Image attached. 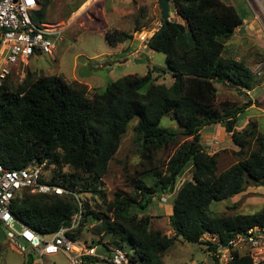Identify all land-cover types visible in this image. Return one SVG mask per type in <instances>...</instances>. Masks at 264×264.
<instances>
[{"label": "trees", "instance_id": "1", "mask_svg": "<svg viewBox=\"0 0 264 264\" xmlns=\"http://www.w3.org/2000/svg\"><path fill=\"white\" fill-rule=\"evenodd\" d=\"M54 0H39L32 12L36 22H46ZM81 0L70 10H78ZM181 21L153 35L147 47L166 57L167 68H149L146 74H128L111 80L104 90L89 96L88 86L63 76L42 75L30 84L14 86L12 79L0 88V164L7 168L25 167L36 158L46 161L52 182L72 191L80 180L101 181L121 141L134 125L137 152L143 159L141 175L152 173V185L139 179L131 194L117 191L108 203L97 233L111 237V244L125 249L132 264H166L164 255L177 240L217 245L204 241L215 234L222 243L234 233L254 225L264 226V206L254 214L216 215L213 202L224 201L244 192L248 186H264V131L256 123L236 130L239 117L252 103L243 106L216 103V82L252 88L250 70L241 62L224 58L225 44L244 23V18L223 0H174ZM133 37L119 29L108 30L107 43L116 46ZM157 73V75H155ZM172 77L170 85L157 83L159 77ZM172 116L179 129L161 126ZM220 123L239 147L238 161L217 173L218 153L204 150L201 130ZM174 150L166 172L155 160L163 150ZM191 163L192 176L177 191L170 215L174 234L151 229L158 213L150 210L159 190L173 192L177 177ZM151 173V174H150ZM173 177H175L173 182ZM96 191V190H94ZM142 199L146 201L142 203ZM79 210L74 195H49L25 191L13 201L12 211L23 223L41 234L68 225ZM85 210V209H84ZM142 210V211H141ZM86 204V215L96 214ZM83 213V218L86 215ZM112 215L109 217V215ZM99 217V216H98ZM83 221V220H82ZM83 230L68 232L78 239ZM215 264V258L213 256ZM33 257L25 264H33ZM83 264L108 263L87 255ZM111 264V263H109ZM231 264H252L248 256L237 255Z\"/></svg>", "mask_w": 264, "mask_h": 264}, {"label": "rangeland", "instance_id": "2", "mask_svg": "<svg viewBox=\"0 0 264 264\" xmlns=\"http://www.w3.org/2000/svg\"><path fill=\"white\" fill-rule=\"evenodd\" d=\"M80 1H53L48 8L46 22L51 25L53 30L60 32L56 35V39H59L57 51L53 56L47 54L32 56L24 73L22 74L20 71L19 74H14L11 81L14 86L30 84L42 75H60L68 82L77 78L82 82L87 80L94 83L95 87L91 86L92 89L90 85H87L89 96H92L95 92L104 90L111 80H118L128 74L142 76L149 68L153 67L167 68L165 55L149 49L141 39L146 34L154 32V29L162 24L159 0H95L92 6V18L88 15L76 22L73 19V13L70 14V10ZM223 1L233 5L244 18V23L237 27L234 35L226 41L224 58L241 62L250 70L252 88L248 89L228 82H216V103L218 107L222 108V104L239 107L251 102L252 105L249 106L245 114L246 116L249 114L247 125L256 123L259 129L264 131V0ZM170 3V20L182 22L177 14L174 0H170ZM105 28L110 31L124 30L133 35L131 39L123 42V51L111 58L117 59L112 62L117 63L115 66H110V58L105 56L111 50L105 36L100 34ZM141 52L146 56H142ZM101 65L105 68L101 69ZM259 67L262 70V75L256 76L254 71ZM170 82H173V79L169 76L159 77L157 81V83L167 85H170ZM244 122L245 120L241 116L237 126L241 127ZM136 123V119L130 122L128 131L123 137L118 151L110 160L108 173L103 179L99 182L80 180L75 187H72L83 201L85 209L83 213L86 212V204L89 205L90 210H93L92 212L96 213L88 215L85 213L86 219L83 218L82 221L83 230L79 233L78 238L81 243L88 246H97L96 251L100 254H108L104 244H111L112 241L107 234L97 233L96 228L102 222V217L107 211L108 203L113 200L114 193L120 191L131 194L139 179H144L148 185L155 182L153 173H150L149 177L147 174L141 175V164L144 161L137 152L138 146L134 132ZM161 126L179 129L178 122L171 115L162 119ZM201 136L204 150L210 154L218 153L219 155L217 173H221L238 161V154L232 149L235 143L230 141V135L223 124L216 123L203 127ZM236 148L239 150L237 145ZM173 152L174 150L171 149L163 150L156 157L155 163L160 165L163 172H166V163ZM53 168L52 166L51 178H53ZM191 176L192 168L189 163L182 175L177 177L174 191L172 193L166 191L167 193L164 194V190H159L152 197L149 209L154 213H164L165 205L173 203L177 191ZM258 187L261 188V191ZM141 201L144 204L146 200L142 199ZM263 206L264 186L251 185L237 197L213 202L212 210L216 215L231 216L254 214ZM111 216L110 214L109 217ZM160 222L163 224V221ZM157 223V218L153 217L151 229L155 230V227L161 226ZM165 230L163 231L165 232ZM125 249L128 251L130 247L125 245ZM28 253L29 251L26 255L21 254L10 246L5 231L0 230V264H25ZM167 253H170L169 257H166L169 264H173V259L176 258L182 259L184 262L193 258L195 261L212 264L213 254L209 252L208 244L176 243ZM43 260L44 264H70L68 258L61 253L45 256Z\"/></svg>", "mask_w": 264, "mask_h": 264}, {"label": "built area", "instance_id": "3", "mask_svg": "<svg viewBox=\"0 0 264 264\" xmlns=\"http://www.w3.org/2000/svg\"><path fill=\"white\" fill-rule=\"evenodd\" d=\"M37 9L39 0H0V88L15 73L21 71L23 74L32 56H53L57 51L59 39H56V35L60 32L53 30L48 22H36L32 12ZM157 29L159 27L141 38L146 47ZM254 74L262 75L260 67ZM49 172L46 161L39 162L36 158L22 168H7L0 164V230L5 231L10 246L24 255L29 251L28 258L33 257V264H44L45 256L60 253L68 258L70 264H83L87 255L111 264H132L125 249L113 246L106 248L107 255L100 254L96 251L97 246H88L68 235L69 231L80 226L84 204L75 191L52 182ZM25 191L49 195L72 194L79 210L72 216L70 223L58 231L38 233L12 211L13 201ZM203 237L204 241L217 245L213 255L215 264H231L237 255L248 256L252 264H264V226L254 225L246 231L236 232L225 243L215 234L206 233Z\"/></svg>", "mask_w": 264, "mask_h": 264}, {"label": "crops", "instance_id": "4", "mask_svg": "<svg viewBox=\"0 0 264 264\" xmlns=\"http://www.w3.org/2000/svg\"><path fill=\"white\" fill-rule=\"evenodd\" d=\"M89 2V3H88ZM94 3H95V0H91V1H89V0H87V1H85V3H83L82 5H81V7L77 10V11H75L74 13H73V19H75V21L76 22H78V21H80V20H82V18H86V16L88 17V15L91 17V14H92V6L94 5ZM92 18V17H91ZM90 19V18H89ZM85 24H86V21H85ZM108 31V28H105V29H103V32H101L100 34L102 35V36H105V33ZM123 43H119V46L118 45H116V46H111V45H109V47H110V53H108V54H105V56H107V57H109L110 58V66H112V65H116L117 63H112V62H115V61H117V59L116 60H113V59H111V58H113L115 55H118V54H120L121 53V51H123V49H124V47H123ZM142 53V52H141ZM142 56H146V54L145 53H142ZM101 69H103V68H105V67H103L102 65H101V67H100ZM74 80H77V78H75ZM77 81H79V82H82L81 80H77ZM113 81V80H112ZM82 83H84V84H86V85H90V88H91V86H92V88L93 87H95V84L94 83H92V82H89V81H87L86 80V82H82ZM91 88V89H92ZM249 109V107L247 108V110ZM247 110H246V112L245 113H243L241 116H243V118H244V120H245V122L243 123V125L241 126V127H239V126H237L236 125V130H238V131H240V130H242L244 127H246L247 126V123H248V120H247V118H248V116H249V114H247V116L245 115L246 113H247ZM245 115V116H244ZM240 116V117H241ZM240 117H239V119H240ZM238 119V120H239ZM212 125H214V124H212ZM229 134V133H228ZM230 136V141H232V139H231V134H229ZM232 149L234 150V151H237V148H236V145L234 144V146H232ZM258 189H259V191H261V188L260 187H258ZM239 195V194H238ZM234 197H237V195L236 196H234ZM234 197H232V198H234ZM161 206H163L162 204H161ZM173 213V204H169V205H165V211H164V213H159V214H156L157 215V222L161 225V226H157V227H155V229H160V230H165L166 228H168L167 230H165V232H167L168 233V235H173L174 234V232H173V230H172V228L170 227V215ZM160 221H163V224L160 222ZM157 223V224H158ZM177 243H181V244H183V242H182V240L180 239V240H177ZM185 243V242H184ZM170 254V253H169ZM169 254L168 253H165V255H164V261H165V263L166 264H169L167 261H166V257L168 258L169 257ZM174 263H176V264H206V263H204V262H199V261H195L193 258H191L190 259V261H186L185 260V262H184V260L182 261V259H179V258H176V259H173V264ZM212 264H214V262H213V259H212Z\"/></svg>", "mask_w": 264, "mask_h": 264}, {"label": "water", "instance_id": "5", "mask_svg": "<svg viewBox=\"0 0 264 264\" xmlns=\"http://www.w3.org/2000/svg\"><path fill=\"white\" fill-rule=\"evenodd\" d=\"M159 6L162 10V24L159 29L156 31L155 35H158L164 31L170 23V12H171V3L170 0H159ZM175 177H173L174 182Z\"/></svg>", "mask_w": 264, "mask_h": 264}, {"label": "bare ground", "instance_id": "6", "mask_svg": "<svg viewBox=\"0 0 264 264\" xmlns=\"http://www.w3.org/2000/svg\"><path fill=\"white\" fill-rule=\"evenodd\" d=\"M89 3V2H88Z\"/></svg>", "mask_w": 264, "mask_h": 264}, {"label": "clouds", "instance_id": "7", "mask_svg": "<svg viewBox=\"0 0 264 264\" xmlns=\"http://www.w3.org/2000/svg\"><path fill=\"white\" fill-rule=\"evenodd\" d=\"M156 33V32H155Z\"/></svg>", "mask_w": 264, "mask_h": 264}]
</instances>
